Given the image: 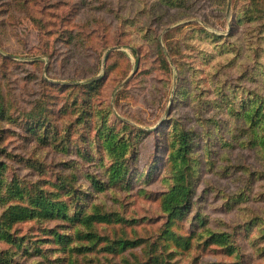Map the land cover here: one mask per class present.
Segmentation results:
<instances>
[{"label":"rangeland","instance_id":"rangeland-1","mask_svg":"<svg viewBox=\"0 0 264 264\" xmlns=\"http://www.w3.org/2000/svg\"><path fill=\"white\" fill-rule=\"evenodd\" d=\"M255 107L264 117V0H0V223L31 210L0 230V264H264ZM183 136L194 193L170 222ZM38 196L67 217L38 215ZM77 209L111 216L88 225Z\"/></svg>","mask_w":264,"mask_h":264},{"label":"trees","instance_id":"trees-1","mask_svg":"<svg viewBox=\"0 0 264 264\" xmlns=\"http://www.w3.org/2000/svg\"><path fill=\"white\" fill-rule=\"evenodd\" d=\"M262 108L255 107L252 113L248 118V122L250 124V129L253 131L256 128V124L261 122L263 119V115L260 114ZM251 110H247L245 113H249ZM249 115V114H247ZM246 119V117H245ZM185 134V133H184ZM187 136V134H185ZM255 139V138H254ZM260 145L258 146L261 149H264V132L260 136ZM174 145L175 141H174ZM177 148L172 150L170 148L171 156L169 161L174 162L172 165V172H173V184L166 192L161 195V208L164 212L168 213L169 219L174 216L185 214L188 210L191 209L192 205V196H193V187L189 184V158H188V151L191 148L190 141L188 142L187 138L183 136L179 143L177 144ZM170 147H173L171 144ZM117 148H123V144L120 143L117 145ZM116 166H111L108 172V182L113 183V181L120 179V169L119 163L116 162ZM102 188V186L100 187ZM32 206L35 207V211L38 215L50 216V217H67V212L65 210V205L63 202L57 200L53 201L52 199L45 198L44 196H38L34 198L32 202ZM31 210L19 206L17 204L10 205L4 212V222L0 223V230L3 233H6V236H9V230L18 221H23L27 217V215L31 212ZM96 211V212H95ZM93 214L88 215L84 211L75 210L73 215L74 220L78 221H87V224L90 225V219L97 220V221H105L108 222L110 219L111 214H102L100 211L95 209ZM113 214V212H111ZM96 221V222H97ZM164 235L166 237H172L171 232L169 230H165ZM95 239V236L92 237ZM91 238V239H92ZM228 235L224 233H213L209 241L210 243L224 245L227 241ZM8 240V239H7ZM115 246H121L123 248L128 246H135L137 245L136 241H130L127 239H119L114 242ZM228 251H231L230 249ZM2 264H8L7 260L5 259Z\"/></svg>","mask_w":264,"mask_h":264},{"label":"water","instance_id":"water-1","mask_svg":"<svg viewBox=\"0 0 264 264\" xmlns=\"http://www.w3.org/2000/svg\"><path fill=\"white\" fill-rule=\"evenodd\" d=\"M113 49H115V48H112V49L108 50L107 54H108L109 52H111Z\"/></svg>","mask_w":264,"mask_h":264}]
</instances>
